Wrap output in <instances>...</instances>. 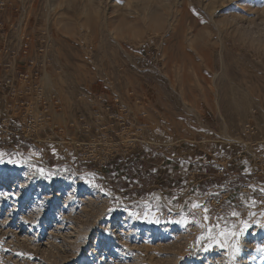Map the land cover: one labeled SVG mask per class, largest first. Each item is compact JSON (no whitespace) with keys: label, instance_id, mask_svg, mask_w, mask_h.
Here are the masks:
<instances>
[{"label":"rangeland","instance_id":"rangeland-1","mask_svg":"<svg viewBox=\"0 0 264 264\" xmlns=\"http://www.w3.org/2000/svg\"><path fill=\"white\" fill-rule=\"evenodd\" d=\"M1 1L2 39L32 25L43 35L41 72L22 82L34 94L15 116L41 120L26 134L47 128L48 152L69 156L27 161L0 137V264H229L218 246L204 251L209 229L224 227L216 217L264 223V0ZM112 114H127L134 136L112 133L108 149L97 135ZM148 169L179 201L143 189ZM147 204L159 223L125 210ZM240 242L237 264H264V229Z\"/></svg>","mask_w":264,"mask_h":264},{"label":"crops","instance_id":"crops-1","mask_svg":"<svg viewBox=\"0 0 264 264\" xmlns=\"http://www.w3.org/2000/svg\"><path fill=\"white\" fill-rule=\"evenodd\" d=\"M16 33H14L16 37L13 39L18 40V42L15 43H12L7 37L2 39L1 36L3 34L0 33V120L2 118H10V125L5 127L3 126V130H0V137L2 138L5 135L8 136V143L5 144V147H12V149L10 148V154L16 157L19 156L20 159H25L35 163H46L49 157L53 158L54 161L62 160L63 157L69 156L67 151L62 152L58 158H54L47 150L48 146L53 144V141H55V136H53L54 132H49L47 128L41 127V131L39 133L37 132L35 138L24 137L23 139V136L19 133V131H17L19 135L15 133L11 134V129H19L18 126L20 124L25 125L27 123L23 122L22 124L19 121V118L15 116V113L20 108V104L26 103L32 98L35 89V84L24 86L25 84H22L23 81L20 79V74L22 72H26L28 76L33 79L36 69L35 66H31L29 63L33 62L34 64L40 65L42 62L40 54V47L43 41L42 32L32 25L31 28L26 31V36L24 38L19 39L18 34ZM141 61H143V59ZM7 65H11V67H7ZM6 79H10L15 83L12 84V86H8L5 84ZM6 114L8 115L7 117ZM17 135L20 139H22L18 140L16 137ZM38 137L42 139L39 143H37ZM30 139H34V141H31ZM23 155L26 158H24ZM148 171H144L140 181L144 190L154 188L155 186L159 187L160 185L165 190L159 188L153 194H156L157 192L160 193L162 196L161 201L164 205L169 206L168 202H171L170 205H173L175 201H179L181 194L169 195L167 192V190L172 191L173 189V182H170L169 178H162L160 175H151V171H155V168H152L151 171L148 169ZM200 171L203 172L202 170ZM200 178L208 179L205 175ZM200 178L197 183L201 185V190L205 193L211 191L212 189L210 187L212 184L209 180L201 183ZM164 181L165 183H163ZM206 183H208V185H206ZM194 188L196 190V188L199 187L198 185H195L193 189ZM198 191L199 190H196V192Z\"/></svg>","mask_w":264,"mask_h":264},{"label":"snow or ice","instance_id":"snow-or-ice-1","mask_svg":"<svg viewBox=\"0 0 264 264\" xmlns=\"http://www.w3.org/2000/svg\"><path fill=\"white\" fill-rule=\"evenodd\" d=\"M54 151V150H53ZM5 163V160L3 159V153H0V164ZM7 163L16 165L20 163V161L15 159H9ZM37 172L41 176H47L48 178L52 177L54 173L52 172H45L44 168H37ZM264 191V190H262ZM11 195V194H10ZM116 199L115 197L113 198ZM192 209L195 210L197 208H202L204 213V220H211L210 216V208L207 205L200 204V203H193L191 205ZM145 208L147 210L143 211L141 213L140 211H131V206L129 208H126L125 210L129 212L130 216H135L136 218H140L141 215L145 220H149V222H156L159 223V219H156V211L152 209L151 204L145 205ZM113 211V209H109V212ZM191 214V213H190ZM231 217L234 218L235 222L231 224V227H228V219L222 215H218L216 217L217 224L221 220L224 221V227L220 228L219 231H217L216 227H212L209 229V235L205 239L207 240L208 244L211 245V247H204V251H211L215 247H219L221 250H223L229 260V264H237L238 261V254L241 251V242L240 237L242 235H246L248 232V229L254 225L258 224L260 228L264 229V223H260L259 221H256L253 219L255 216V213L249 212L248 218L243 219L240 218L241 214L235 210L231 212ZM251 221V223H250ZM188 221L186 220L185 223ZM191 222L195 223V220H192ZM255 251L260 253L259 259L264 261V243L258 244L255 248Z\"/></svg>","mask_w":264,"mask_h":264},{"label":"built area","instance_id":"built-area-1","mask_svg":"<svg viewBox=\"0 0 264 264\" xmlns=\"http://www.w3.org/2000/svg\"><path fill=\"white\" fill-rule=\"evenodd\" d=\"M4 7V2H0V9H2ZM4 29V26L2 23H0V30ZM3 34V33H2ZM3 37V35H2ZM1 64V62H0ZM31 66H35L36 72L34 73V79L38 78L39 72H41V68L40 65L34 64L33 62L29 63ZM7 67H11V65H7ZM1 69V66H0ZM30 78L28 76V74L26 72H22L20 74V79L22 81L26 80ZM15 82H12L10 79H6L5 80V84H7L8 86H12V84H14ZM25 104V103H24ZM107 109H110V107H107ZM118 111H122L124 112V110H121V108ZM13 113V111H12ZM119 115V114H118ZM111 122L108 125H104V123L100 124V130H99V134L97 135V140L99 143H101L102 145L108 146L107 148H113L114 145L118 144L114 142V136L112 133H115L116 136L117 135H124L123 138H129V134H130V129H128L129 127H127L128 123H129V116H127V114H124L122 116H115L114 114L111 115L110 117ZM10 118H2L0 121V126L3 125L5 126H9L10 122H9ZM113 120V121H112ZM25 121V120H24ZM40 121V120H39ZM39 123H37L34 119H31L29 122L27 121V123L25 124L26 128H24V124L23 125H19L21 127V135L23 137H32V135L26 134L25 130L29 129H33V127L35 128L36 126H38ZM118 125V127L116 126ZM117 129V130H116ZM116 130V131H115ZM11 134L15 133L18 134V132L16 130H10ZM128 135V136H127ZM101 139V140H100ZM97 145V144H94ZM105 153L108 154H112L111 151H106Z\"/></svg>","mask_w":264,"mask_h":264},{"label":"bare ground","instance_id":"bare-ground-1","mask_svg":"<svg viewBox=\"0 0 264 264\" xmlns=\"http://www.w3.org/2000/svg\"><path fill=\"white\" fill-rule=\"evenodd\" d=\"M146 1V0H145ZM149 2V1H148ZM142 3V2H141ZM145 5V4H144ZM149 7H150V4L148 3L147 4ZM148 6H143V7H145L146 9L147 8H149ZM152 15V16H151ZM150 16H151V19L150 20H152V22H154V18H156L155 17V15H156V12L154 11V12H152V14H151ZM40 50H41V48H40ZM45 78H47V77H45ZM261 98H262V96H261ZM36 121V120H35ZM41 121V120H40ZM37 123H39V120H37L36 121ZM128 136V135H127ZM134 136V134L133 133H131L130 132V134H129V139H131L132 137ZM7 174H8V172H6ZM11 176V175H10ZM6 192V191H5Z\"/></svg>","mask_w":264,"mask_h":264}]
</instances>
